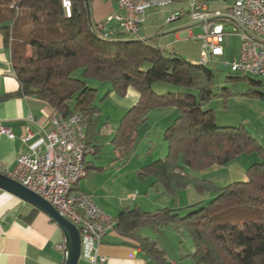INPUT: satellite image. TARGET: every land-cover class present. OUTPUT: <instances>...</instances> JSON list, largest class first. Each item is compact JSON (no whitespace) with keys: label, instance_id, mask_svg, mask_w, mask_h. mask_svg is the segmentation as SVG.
Masks as SVG:
<instances>
[{"label":"trees","instance_id":"trees-1","mask_svg":"<svg viewBox=\"0 0 264 264\" xmlns=\"http://www.w3.org/2000/svg\"><path fill=\"white\" fill-rule=\"evenodd\" d=\"M87 1L89 11L84 0H69L68 15L63 0H0V33L10 50L18 94L41 100L63 117L77 115L90 147L99 110L90 100L95 90L88 80L109 83L120 97L133 89L138 101L121 118L110 142L116 159L123 162L134 154L149 114L175 110L178 116L166 134L167 153L150 164L151 172L145 177L166 196L175 197L188 187L212 194L209 208L192 210L193 204L181 215L183 209L144 212L126 206L113 217V231L153 264L171 263L156 242L140 236L139 230L159 232L168 226L188 239L192 252L184 258L192 264H264V147L243 127H218L213 112L202 110L203 102L214 97V75L207 66L166 53L156 38L105 39L92 26ZM76 71L81 79L73 78ZM259 80L257 84L264 87ZM156 82L183 92L157 95L152 90ZM243 155L259 159L245 170L243 181L217 187L211 179L190 175L225 167Z\"/></svg>","mask_w":264,"mask_h":264},{"label":"built area","instance_id":"built-area-1","mask_svg":"<svg viewBox=\"0 0 264 264\" xmlns=\"http://www.w3.org/2000/svg\"><path fill=\"white\" fill-rule=\"evenodd\" d=\"M111 1L118 13L92 24L102 36L138 38L147 11L181 4L191 23L202 26V34L193 38L200 43L199 60L219 62L235 73L262 76L264 79V0ZM211 2H226L227 8L224 11H210L208 6ZM63 6L69 15V0H63ZM183 11L170 15L165 22L168 24L179 19ZM229 38H236L239 47L235 58L231 62H224L225 42ZM3 75L0 71V82ZM46 121L47 128L31 115L26 118L22 134L17 137L23 148L15 169L5 175L40 196L75 225L80 236L79 259L89 264H107V259L98 255V247L106 234L114 229L115 220L106 215L89 194L76 188L73 199L63 202L67 183L75 182L76 185L86 177V173H80V166L85 164H77L79 143H72L69 117L55 118L50 110ZM32 126L38 127L41 133L36 142H33L35 133ZM2 137L9 140L16 138L6 127H0V139ZM130 199H134V196ZM60 248L64 251V245Z\"/></svg>","mask_w":264,"mask_h":264},{"label":"rangeland","instance_id":"rangeland-1","mask_svg":"<svg viewBox=\"0 0 264 264\" xmlns=\"http://www.w3.org/2000/svg\"><path fill=\"white\" fill-rule=\"evenodd\" d=\"M102 4L105 5L106 1L102 0ZM94 6L95 3L90 2L92 13ZM171 7L177 9L182 8V5L174 4L168 8ZM208 7L210 11H224L227 8V3L211 2ZM110 15H113V13ZM183 18L188 19L187 16ZM187 29L189 37L185 39L186 42H193V38L202 34L201 25H190ZM120 38L133 40L129 36H121ZM187 46L188 49L191 48L189 45ZM238 47L239 42L236 38L227 39L223 61L231 62L236 56ZM199 56L198 54L194 58L195 63L199 61ZM183 58L189 62L186 57ZM206 66L214 75L212 90L214 97L203 102L202 110L213 112L215 124L218 127H243L258 140L257 142L263 145L264 139L262 141L260 139L264 137V97L261 96L264 94V87L257 84L260 80L256 77L249 79L238 78L230 72L227 66L219 62ZM72 76L75 79H81L80 71H76ZM87 83L91 89L95 90L90 100L99 108V122L105 123L107 127L104 132L107 129L116 127L127 111V108H124L119 102L125 95L123 97L116 95L112 92L109 83H101L95 80H88ZM152 90L157 95H165L167 93L181 92L182 89L156 82L152 85ZM110 92L114 93L115 96L110 95ZM192 93L195 94V92ZM69 105L73 107L74 102H70ZM177 116L178 113L168 121L155 123V121H158L159 116H157V113H151L146 131L140 134V142L136 146L134 154L125 163L118 162L111 147L106 145L101 147L97 158L94 159L92 155H87L85 157L87 176L76 185L79 186L80 190L84 191L96 189L97 196L101 198L102 202H107L111 209L118 204L122 206L134 205L135 203L130 199L131 196H134L139 206L147 208V211L150 212L163 207L171 208L173 205L176 208H183L181 215H185L188 212V209L185 210L186 207L192 204L195 205L192 210L204 207L209 208L207 204L213 199L214 196L212 194L188 187L184 191H179L175 197L166 196L156 192L151 186L152 179L145 177L148 176L150 163L166 155L168 148V142L165 138V133L168 131L166 124L169 123L168 125L171 126ZM255 163H259L256 155H243L222 169L190 172V175L198 179H211L217 187H223L233 183L232 181H243L241 171H245L247 167ZM139 174H142V177ZM76 185L74 184V189ZM106 213L114 215V209H108ZM145 230L148 233H154V238L163 237L164 242L168 244L169 250L166 252L168 257L179 264V258L187 252L188 244H190L186 236L171 226L163 228V232L161 231L160 234L149 229Z\"/></svg>","mask_w":264,"mask_h":264},{"label":"crops","instance_id":"crops-1","mask_svg":"<svg viewBox=\"0 0 264 264\" xmlns=\"http://www.w3.org/2000/svg\"><path fill=\"white\" fill-rule=\"evenodd\" d=\"M105 1L106 4L103 5L102 0H90L91 3H95L93 13L90 8L91 18L94 23L104 20L112 13H118L116 5L111 0ZM182 9L185 10L183 5L182 8L180 7L177 9L174 7H167L147 11L146 19L139 29L138 38L133 39L143 41L156 38L157 46L166 53L186 57L190 63L197 64L198 62L195 63L194 58H196L198 54L200 55V43L194 39L193 42L185 41V39L189 37L187 28H189L190 25L195 24L191 23L189 16L185 14ZM179 11L184 12L179 19L168 24L165 22L166 18ZM186 16L188 19L183 18ZM187 45L191 48L188 49ZM0 71L4 74L0 82V127L9 128L16 136L14 140H9L6 137L0 139V173L6 174L11 173L15 169L17 158L23 148L22 143L17 137L22 134L23 126L26 124V118L31 115L40 120V123L43 126H46V120L50 113V109L41 100H38L35 97L21 96L18 94L19 85L12 72L10 50L9 47L6 46L4 37L1 33ZM109 94L115 96L112 92ZM137 101L138 94L136 91L129 88L126 91L125 96L120 99L119 102L128 110L132 108ZM152 113H157V116H159L158 121H155V123H161L163 121H168L171 117L175 116L177 112L172 109L160 110ZM150 114L148 116L147 125ZM95 120V132L89 140V146L93 149L92 156L94 159L97 158L101 147L105 145L111 147L113 154H115L110 142L113 138L116 127L107 129V131L104 132V129L107 127L105 123L99 122L98 114L95 117ZM168 124L169 123L166 124L168 126L167 128L170 127ZM146 127L141 130L139 136L146 131ZM31 129L35 133L33 142H36L40 139V130L36 126H32ZM167 133L168 131L165 134ZM263 139L264 137H261L260 140L262 141ZM260 145L264 147V144ZM94 147L96 149H94ZM161 158L163 157H159V159ZM118 162L122 163L123 161L119 160ZM222 168L223 167L214 166L208 169V171H216ZM150 172L151 168L148 175ZM241 172L244 180L245 171ZM75 188L79 192L89 194L94 203L102 209L106 215H108L106 210L114 209V215H108L110 217H115L120 212L121 208L126 207L118 204L111 209L107 202H102L101 198L97 196L96 189H88L84 191L80 190L78 185H76ZM131 200L135 204L129 205L130 208L137 207L141 211L150 212L147 211V208L139 206L135 199ZM170 209L183 208H176L173 205ZM161 231L162 229L155 233L160 234ZM139 234L142 237L155 241L157 247L159 246L161 249L158 248L165 253L169 250L168 244L164 242L163 237L158 236L154 238V233H148L145 229H140ZM63 245L64 239L60 230L46 215L35 210L32 206L15 196L0 190V264H63L64 251L60 248V246ZM191 252V246L188 244V250L185 254H190ZM98 255L106 258L107 264H153L146 255L137 251L131 243L119 237V235L113 230L107 233L103 238L102 244L98 247ZM184 255H181L179 258V264H192L189 259L184 258ZM167 260L171 264H177L175 261L171 260L168 255ZM78 264L89 263L80 259Z\"/></svg>","mask_w":264,"mask_h":264},{"label":"water","instance_id":"water-1","mask_svg":"<svg viewBox=\"0 0 264 264\" xmlns=\"http://www.w3.org/2000/svg\"><path fill=\"white\" fill-rule=\"evenodd\" d=\"M85 1V7L89 11V4ZM91 25V22H89ZM131 41H123L129 43ZM0 190L15 196L21 201L29 204L35 210L46 215L60 230L64 239V259L63 264H78L80 257V236L77 228L69 222L64 216L52 207L40 196L15 182L7 175L0 173Z\"/></svg>","mask_w":264,"mask_h":264},{"label":"bare ground","instance_id":"bare-ground-1","mask_svg":"<svg viewBox=\"0 0 264 264\" xmlns=\"http://www.w3.org/2000/svg\"><path fill=\"white\" fill-rule=\"evenodd\" d=\"M95 30L100 34V32L97 29ZM102 37H104L105 39L113 38V37H105V36ZM198 64L206 66L212 63L207 62V60H199ZM230 72L243 76H249V74H245V73H235L234 70H230ZM251 77L259 78L264 82L262 76H251ZM52 115H54L55 118H62V116L59 113L53 110H52ZM69 123L71 124L72 143H79V152H77V164H85V157L90 154L92 155L93 149H88L89 147L86 145L85 128H80V126H84V125L82 124L80 118L77 115L70 116ZM79 134H80V142H79ZM80 173H86L85 166H80ZM74 184L75 182L67 183V189L64 191V195H63V202H70V200H72L73 197L75 196Z\"/></svg>","mask_w":264,"mask_h":264}]
</instances>
